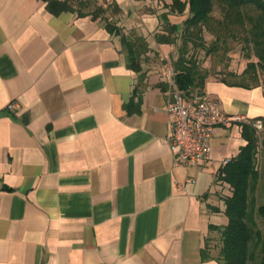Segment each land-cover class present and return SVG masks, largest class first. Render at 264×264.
<instances>
[{
    "label": "crops",
    "instance_id": "obj_1",
    "mask_svg": "<svg viewBox=\"0 0 264 264\" xmlns=\"http://www.w3.org/2000/svg\"><path fill=\"white\" fill-rule=\"evenodd\" d=\"M180 1L181 13L171 0H96L118 6L105 15L121 32L146 39L140 82L101 16L0 0V264H218L229 190L214 174L245 144L244 121L213 129L208 162L173 164L176 46L155 35L163 16L182 25ZM202 98L264 118L261 85L208 77Z\"/></svg>",
    "mask_w": 264,
    "mask_h": 264
},
{
    "label": "trees",
    "instance_id": "obj_2",
    "mask_svg": "<svg viewBox=\"0 0 264 264\" xmlns=\"http://www.w3.org/2000/svg\"><path fill=\"white\" fill-rule=\"evenodd\" d=\"M46 9L56 15L75 12L78 16H101L110 34L120 36L126 66L138 74L145 71L142 60L148 43L142 36L121 32L113 19L116 4L99 5L96 0H43ZM188 15L178 28L163 16V32L155 35L159 44H174L176 56L171 60L172 77L177 88L190 97L202 98L208 77L228 85L264 89V2L262 0H187ZM169 11L181 13L185 3L171 0ZM217 12V15L214 12ZM215 12V13H216ZM205 34H210L209 43ZM239 45L247 64L241 72L229 69L227 53ZM212 64L204 66L199 52ZM261 129L248 120L241 123L245 144L218 169V182L228 187L223 197L227 224L219 230L216 254L218 264H264V118ZM212 229V227H211Z\"/></svg>",
    "mask_w": 264,
    "mask_h": 264
},
{
    "label": "built area",
    "instance_id": "obj_3",
    "mask_svg": "<svg viewBox=\"0 0 264 264\" xmlns=\"http://www.w3.org/2000/svg\"><path fill=\"white\" fill-rule=\"evenodd\" d=\"M168 76V101L166 112L170 116V130L168 143L174 153L173 164L175 166H186L197 162H208L210 160V139L213 129L221 124L231 121H248L243 116H232L226 114L221 107L203 98L188 96L179 90L173 80L172 69H166ZM13 107V103L7 105ZM252 125L256 129L262 128L260 120H254ZM228 159L222 160V164ZM218 178V172L214 174ZM192 182L191 178L186 180Z\"/></svg>",
    "mask_w": 264,
    "mask_h": 264
},
{
    "label": "rangeland",
    "instance_id": "obj_4",
    "mask_svg": "<svg viewBox=\"0 0 264 264\" xmlns=\"http://www.w3.org/2000/svg\"><path fill=\"white\" fill-rule=\"evenodd\" d=\"M215 12L214 14L217 15V12L216 13ZM211 39L212 36L210 34H205V40L207 43H209ZM199 57L202 60V64L204 66H209L210 64H212V61L209 58L204 57L202 51L199 52ZM226 58L227 59L225 61L228 62L229 69L235 72H241L245 68L248 61L245 56V51L242 50L239 45L234 46V48L227 53ZM215 78H219V77H215ZM218 243L219 242L213 244L215 248L214 251L215 254H217V249L219 245Z\"/></svg>",
    "mask_w": 264,
    "mask_h": 264
}]
</instances>
